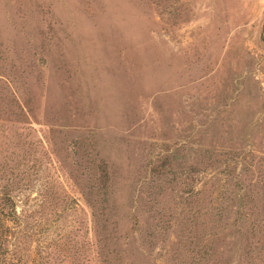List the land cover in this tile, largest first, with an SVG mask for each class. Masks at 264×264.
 <instances>
[{
    "label": "rangeland",
    "instance_id": "obj_1",
    "mask_svg": "<svg viewBox=\"0 0 264 264\" xmlns=\"http://www.w3.org/2000/svg\"><path fill=\"white\" fill-rule=\"evenodd\" d=\"M0 185V264H264V0H0Z\"/></svg>",
    "mask_w": 264,
    "mask_h": 264
},
{
    "label": "trees",
    "instance_id": "obj_2",
    "mask_svg": "<svg viewBox=\"0 0 264 264\" xmlns=\"http://www.w3.org/2000/svg\"><path fill=\"white\" fill-rule=\"evenodd\" d=\"M95 169L99 173L102 172L101 168H99V166H97V164L95 165ZM99 173L93 174L92 178H94L96 181L97 190H101L100 194H102L104 192V191H102L103 190L102 188L104 187V180L102 178L103 175L99 174ZM97 202H102V197H99V199L92 201L91 206ZM13 211H14V207H13L11 195L9 194L7 189L2 188V185H0V227L5 226V220L7 219L6 216H8L10 213H13ZM263 237H264V231H263ZM7 243H8V240L6 239V233L0 231V260H2L3 262L6 258V253L8 251L7 250ZM258 243H260V244L257 245V247L259 248V251L257 254H259L261 252V250L264 249V241L261 240ZM247 247H248V245H247ZM206 250H207V248H205V247L202 249L201 255H199V259L196 262V264H204V263L206 264L207 261H205V260H208V257L204 258V253L206 252ZM245 252H246V250H245ZM263 256H264V252H263ZM243 257L244 256L238 254V256L235 257V259H234V257L228 258L227 263L230 264L233 260H235V264H243V261H244ZM254 258H255V255H253L252 257H249L247 254L245 261L249 260L250 263L252 264V262L254 261ZM254 264H257V263H254Z\"/></svg>",
    "mask_w": 264,
    "mask_h": 264
}]
</instances>
